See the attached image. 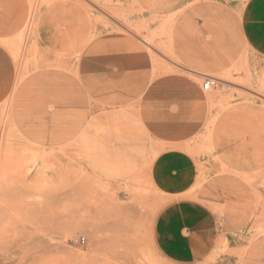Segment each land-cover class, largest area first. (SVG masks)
<instances>
[{
    "label": "rangeland",
    "instance_id": "1",
    "mask_svg": "<svg viewBox=\"0 0 264 264\" xmlns=\"http://www.w3.org/2000/svg\"><path fill=\"white\" fill-rule=\"evenodd\" d=\"M263 84L264 0H0V264H264Z\"/></svg>",
    "mask_w": 264,
    "mask_h": 264
},
{
    "label": "built area",
    "instance_id": "2",
    "mask_svg": "<svg viewBox=\"0 0 264 264\" xmlns=\"http://www.w3.org/2000/svg\"><path fill=\"white\" fill-rule=\"evenodd\" d=\"M216 87H217V81L212 78H206L201 84V89L204 92H209Z\"/></svg>",
    "mask_w": 264,
    "mask_h": 264
},
{
    "label": "bare ground",
    "instance_id": "3",
    "mask_svg": "<svg viewBox=\"0 0 264 264\" xmlns=\"http://www.w3.org/2000/svg\"><path fill=\"white\" fill-rule=\"evenodd\" d=\"M18 169V168H17ZM5 178L2 173H0V182H3L2 179Z\"/></svg>",
    "mask_w": 264,
    "mask_h": 264
},
{
    "label": "crops",
    "instance_id": "4",
    "mask_svg": "<svg viewBox=\"0 0 264 264\" xmlns=\"http://www.w3.org/2000/svg\"><path fill=\"white\" fill-rule=\"evenodd\" d=\"M202 75V74H201ZM263 87H264V84H263Z\"/></svg>",
    "mask_w": 264,
    "mask_h": 264
}]
</instances>
